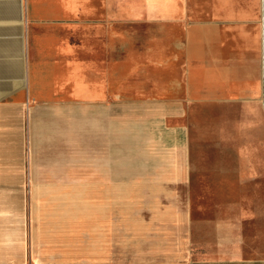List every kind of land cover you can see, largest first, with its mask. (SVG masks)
<instances>
[{"label": "crops", "instance_id": "obj_1", "mask_svg": "<svg viewBox=\"0 0 264 264\" xmlns=\"http://www.w3.org/2000/svg\"><path fill=\"white\" fill-rule=\"evenodd\" d=\"M0 252L264 264V0H0Z\"/></svg>", "mask_w": 264, "mask_h": 264}, {"label": "rangeland", "instance_id": "obj_2", "mask_svg": "<svg viewBox=\"0 0 264 264\" xmlns=\"http://www.w3.org/2000/svg\"><path fill=\"white\" fill-rule=\"evenodd\" d=\"M90 30H87L85 29V27H83V30H82V34L85 35V34H89L91 33L92 34H96L97 35V28L98 27H89ZM126 27L122 26V27H115V30H116V34L117 36H121L123 37V35L126 33ZM129 28V27H127ZM113 27H107V33H113ZM137 29V28H136ZM81 32L80 30H75V43L78 42V35H80ZM122 49H124V45L122 46ZM129 60V59H128ZM137 65L134 61H128L126 63H123L120 67V71H121V74H123V76L126 78L125 80V86H129L130 85V77L133 76V72L134 70L136 69ZM77 87H78V91H81V85H80V82L77 81ZM128 102H124L123 103V106L127 105ZM129 109L130 108H127V109H123V110H128L129 112ZM124 124V123H123ZM129 148H130V138H129V129L127 128L126 129V135L123 134V139H122V160H129L130 159V154H129ZM18 157H19V161H21V154L19 155L18 154ZM16 188V187H15ZM3 246V245H2ZM6 252H4V255H5ZM27 255V259H26V264H30V260H29V257H28V254ZM0 256L2 257L3 256V252H0Z\"/></svg>", "mask_w": 264, "mask_h": 264}]
</instances>
